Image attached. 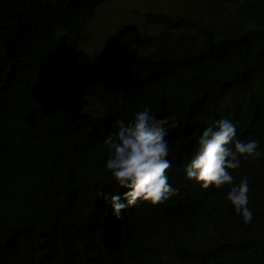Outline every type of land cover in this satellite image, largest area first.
Here are the masks:
<instances>
[{
    "label": "trees",
    "instance_id": "16d2710c",
    "mask_svg": "<svg viewBox=\"0 0 264 264\" xmlns=\"http://www.w3.org/2000/svg\"><path fill=\"white\" fill-rule=\"evenodd\" d=\"M112 0H0V264H264V0H184L204 15L146 12L117 51L71 53ZM142 31V32H143ZM148 106L169 117L166 170L176 195L137 201L116 219L103 139ZM83 107H87L83 109ZM83 109V110H82ZM228 118L261 156L230 170L248 180L252 219L202 189L183 165L204 126Z\"/></svg>",
    "mask_w": 264,
    "mask_h": 264
},
{
    "label": "clouds",
    "instance_id": "9594fccd",
    "mask_svg": "<svg viewBox=\"0 0 264 264\" xmlns=\"http://www.w3.org/2000/svg\"><path fill=\"white\" fill-rule=\"evenodd\" d=\"M169 117L157 118L148 106L132 113L127 123L120 120L114 133L103 139L106 159L103 168L118 188V193H103L100 197L111 214L119 219L123 210L137 201L157 204L176 195L177 189L168 183L166 170L173 161L168 159V129L175 127ZM196 150L183 165L187 180L202 189L228 185L225 199L233 213L247 224L253 216L248 207V180L234 183L230 170L240 167L241 159L255 160L261 156L257 140L237 137L236 124L228 119L213 120L204 126L196 140Z\"/></svg>",
    "mask_w": 264,
    "mask_h": 264
},
{
    "label": "rangeland",
    "instance_id": "374dc122",
    "mask_svg": "<svg viewBox=\"0 0 264 264\" xmlns=\"http://www.w3.org/2000/svg\"><path fill=\"white\" fill-rule=\"evenodd\" d=\"M207 11L203 5L184 0H112L99 6L96 15L89 22L84 38L73 37L65 32H58V36L71 53L82 50L89 54H100L117 51L126 37L139 32L144 41L137 49L149 52L158 28L148 26L143 31V16L146 12L199 16Z\"/></svg>",
    "mask_w": 264,
    "mask_h": 264
}]
</instances>
